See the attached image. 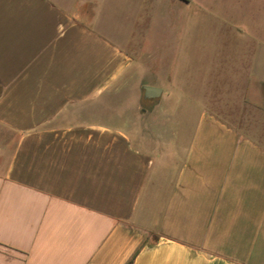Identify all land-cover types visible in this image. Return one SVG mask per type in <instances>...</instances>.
I'll use <instances>...</instances> for the list:
<instances>
[{
  "label": "crops",
  "instance_id": "crops-1",
  "mask_svg": "<svg viewBox=\"0 0 264 264\" xmlns=\"http://www.w3.org/2000/svg\"><path fill=\"white\" fill-rule=\"evenodd\" d=\"M177 2L264 29V0ZM152 7L0 0V264H264V57L163 89L138 47ZM127 80L166 94L160 118L128 112Z\"/></svg>",
  "mask_w": 264,
  "mask_h": 264
},
{
  "label": "rangeland",
  "instance_id": "rangeland-1",
  "mask_svg": "<svg viewBox=\"0 0 264 264\" xmlns=\"http://www.w3.org/2000/svg\"><path fill=\"white\" fill-rule=\"evenodd\" d=\"M224 1L230 7L253 8L262 5L249 3L250 0ZM151 5L154 8L150 17L161 18L151 27L142 23L141 43L139 41L138 47L144 57L155 56L156 60L147 62L146 68H153L154 63L163 70V89H166V76L178 86L187 83L190 89L199 85L207 89L213 83V73L217 72V56L222 53L248 48L251 54L264 57L262 14L197 13L194 7L183 11L177 0H143V11L146 9L149 12ZM234 21H240L245 27L241 29L244 38L237 39ZM246 41H250L249 46ZM134 83L133 80H127L125 93L120 94L124 97L128 112L146 119L160 118L164 112L160 110V105L164 104L166 94L156 99H145L143 88ZM133 90L136 92L133 93Z\"/></svg>",
  "mask_w": 264,
  "mask_h": 264
},
{
  "label": "water",
  "instance_id": "water-1",
  "mask_svg": "<svg viewBox=\"0 0 264 264\" xmlns=\"http://www.w3.org/2000/svg\"><path fill=\"white\" fill-rule=\"evenodd\" d=\"M144 93L143 96L145 99H153L159 97L161 94V89L160 88H155V87H144L143 88Z\"/></svg>",
  "mask_w": 264,
  "mask_h": 264
}]
</instances>
